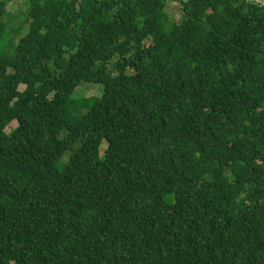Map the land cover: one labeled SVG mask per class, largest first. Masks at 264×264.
Segmentation results:
<instances>
[{
	"label": "trees",
	"instance_id": "16d2710c",
	"mask_svg": "<svg viewBox=\"0 0 264 264\" xmlns=\"http://www.w3.org/2000/svg\"><path fill=\"white\" fill-rule=\"evenodd\" d=\"M13 1L0 264H264V5ZM83 81L103 95L72 115Z\"/></svg>",
	"mask_w": 264,
	"mask_h": 264
},
{
	"label": "rangeland",
	"instance_id": "374dc122",
	"mask_svg": "<svg viewBox=\"0 0 264 264\" xmlns=\"http://www.w3.org/2000/svg\"><path fill=\"white\" fill-rule=\"evenodd\" d=\"M26 0H14L8 4V11L13 14L14 20L18 22L19 20L23 19V13L26 10ZM166 11L172 16L173 18L180 19L182 15L181 6L179 2L171 1L168 3ZM27 32V24L23 27L20 36H23ZM3 45H0V52L3 50ZM21 86V85H20ZM25 88L24 85L21 86V90ZM104 91V87L100 83H93L88 81H83L75 90L72 95L71 101V113L75 115L77 113L76 108L77 105L86 102L89 105H94L96 100L102 97ZM17 126V122H12L11 125L6 129L7 132H10L12 128ZM107 147V143H104L101 147L102 154L104 149ZM67 159V156L65 157Z\"/></svg>",
	"mask_w": 264,
	"mask_h": 264
},
{
	"label": "water",
	"instance_id": "95a60500",
	"mask_svg": "<svg viewBox=\"0 0 264 264\" xmlns=\"http://www.w3.org/2000/svg\"><path fill=\"white\" fill-rule=\"evenodd\" d=\"M254 1H256V2L259 3V4L264 5V0H254Z\"/></svg>",
	"mask_w": 264,
	"mask_h": 264
}]
</instances>
